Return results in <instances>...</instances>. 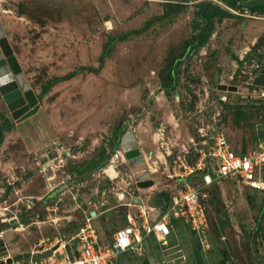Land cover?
<instances>
[{
  "label": "rangeland",
  "instance_id": "1",
  "mask_svg": "<svg viewBox=\"0 0 264 264\" xmlns=\"http://www.w3.org/2000/svg\"><path fill=\"white\" fill-rule=\"evenodd\" d=\"M230 1L0 0L38 99L21 120L0 94V248L28 263L54 247L78 253L84 230L111 245L130 213L142 224L140 207L163 214L156 198L185 190L172 175L193 162L200 129L239 149L264 142V13ZM216 78L238 91L214 88ZM128 130L145 159L135 166L122 148ZM263 207L264 188H202L199 233L180 218L166 251L151 237L118 263L264 264Z\"/></svg>",
  "mask_w": 264,
  "mask_h": 264
},
{
  "label": "built area",
  "instance_id": "2",
  "mask_svg": "<svg viewBox=\"0 0 264 264\" xmlns=\"http://www.w3.org/2000/svg\"><path fill=\"white\" fill-rule=\"evenodd\" d=\"M259 90L257 96L264 103V87ZM191 140L193 162L185 166V174L172 175L178 176L177 182H182L185 190H179L180 195L168 203L165 213L156 215L157 208L152 207L155 211H151L140 207L138 210L143 218L142 224L130 213V224L117 230L111 245L101 246L94 239V232L86 234L84 230L80 236L82 246L78 253L73 251L71 255L67 249L54 251L53 255L39 262L33 256L28 263L23 264H119L118 258L122 253L141 249L139 245L151 237L166 251L170 245L174 220L182 218L185 222H192L193 230L199 233L204 220L199 212L196 213V209L202 188L228 179L241 181L254 188H264V142L257 148L239 149L216 127L207 131L200 129L199 135ZM190 174H194V181L187 180ZM141 228L145 230V237Z\"/></svg>",
  "mask_w": 264,
  "mask_h": 264
},
{
  "label": "water",
  "instance_id": "3",
  "mask_svg": "<svg viewBox=\"0 0 264 264\" xmlns=\"http://www.w3.org/2000/svg\"><path fill=\"white\" fill-rule=\"evenodd\" d=\"M240 4L243 6H255L264 4V0H240ZM257 85L264 86V74L258 76L255 79ZM214 88L223 91H238V86L227 85L219 83L216 78ZM0 94L6 102L9 110L16 119L24 120L34 115L38 110V99L33 91L30 82L23 71L19 59L17 58L13 47L7 37L4 24L0 14ZM122 148L126 158L131 166L141 164L145 161L139 143L136 139V135L133 130H128L122 139ZM153 181H144L141 185H152ZM157 205L168 207V203L164 204L161 197L156 198ZM2 230L0 229V232ZM50 249L43 253L34 256V260L39 262L43 258H47L53 255L54 250ZM0 264H14L16 262L23 261L25 259L24 254H18L16 256H10L9 251L2 247L0 248Z\"/></svg>",
  "mask_w": 264,
  "mask_h": 264
},
{
  "label": "trees",
  "instance_id": "4",
  "mask_svg": "<svg viewBox=\"0 0 264 264\" xmlns=\"http://www.w3.org/2000/svg\"><path fill=\"white\" fill-rule=\"evenodd\" d=\"M229 5L233 8H238V9H244V8H248L249 10H251L252 12H259V13H264V4H261V5H255V6H243L240 4V0H231L229 2ZM224 15L226 17H234L233 14L231 13H228V12H224ZM251 187V186H250ZM263 212H264V207H263ZM260 218L258 219V222H260ZM174 221H177V220H174ZM173 221V222H174ZM154 239V237H153Z\"/></svg>",
  "mask_w": 264,
  "mask_h": 264
},
{
  "label": "crops",
  "instance_id": "5",
  "mask_svg": "<svg viewBox=\"0 0 264 264\" xmlns=\"http://www.w3.org/2000/svg\"><path fill=\"white\" fill-rule=\"evenodd\" d=\"M1 11V10H0ZM6 27V26H5ZM163 199H164V197H163ZM168 203H169V199H168ZM166 209H167V207H165V211H166ZM160 210H161V208L160 209H157V212H156V215L158 214V213H162V212H160ZM35 255H37V254H35ZM35 255H33V256H35ZM25 260V259H24ZM23 263V262H22Z\"/></svg>",
  "mask_w": 264,
  "mask_h": 264
}]
</instances>
